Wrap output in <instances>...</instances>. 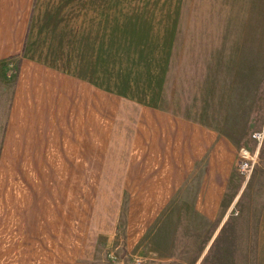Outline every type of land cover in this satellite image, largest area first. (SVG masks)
<instances>
[{"label": "crops", "instance_id": "crops-1", "mask_svg": "<svg viewBox=\"0 0 264 264\" xmlns=\"http://www.w3.org/2000/svg\"><path fill=\"white\" fill-rule=\"evenodd\" d=\"M263 5L0 0V264H95L122 220L134 252L176 199L220 218L232 97L264 76ZM233 251L223 239L212 264Z\"/></svg>", "mask_w": 264, "mask_h": 264}, {"label": "rangeland", "instance_id": "rangeland-1", "mask_svg": "<svg viewBox=\"0 0 264 264\" xmlns=\"http://www.w3.org/2000/svg\"><path fill=\"white\" fill-rule=\"evenodd\" d=\"M258 19L264 39V5ZM257 131L264 132V76L260 84L232 97L224 132L238 150L243 147L257 153L252 176L244 187L236 170L237 189L220 218L207 222L192 213L189 199H176L134 252L125 249L122 220L112 244L99 242L95 264H135L137 258L144 264H195L200 260V264H212L218 258L227 259V252L221 255L223 239L227 238L234 243L236 264H255L257 230L264 216V136L256 142L252 134ZM218 227L223 230L212 240Z\"/></svg>", "mask_w": 264, "mask_h": 264}, {"label": "built area", "instance_id": "built-area-1", "mask_svg": "<svg viewBox=\"0 0 264 264\" xmlns=\"http://www.w3.org/2000/svg\"><path fill=\"white\" fill-rule=\"evenodd\" d=\"M263 136H264V132L262 131H257L252 134V138L258 143L262 141ZM256 153L257 152L251 153L249 150L243 147L239 148L238 150V160L236 162V170L241 178L243 187L247 185V183L249 182L252 176L256 162L255 161ZM134 262L135 264H144L143 261L139 258L135 259Z\"/></svg>", "mask_w": 264, "mask_h": 264}]
</instances>
